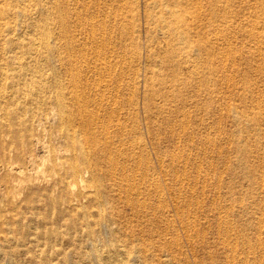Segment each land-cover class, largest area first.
<instances>
[{
    "label": "rangeland",
    "instance_id": "374dc122",
    "mask_svg": "<svg viewBox=\"0 0 264 264\" xmlns=\"http://www.w3.org/2000/svg\"><path fill=\"white\" fill-rule=\"evenodd\" d=\"M160 1L184 18L186 39L150 31ZM45 32L51 48L31 53ZM69 72L83 92L119 94L122 128H109L138 167L131 200L108 180L70 204L80 183H53V173L49 183L15 182L22 143L59 145L50 96L61 89L70 101ZM107 217L140 254L128 264H264V0H0V264L9 253L15 264H43L32 257L72 247L75 264H94L91 241L106 243L88 231Z\"/></svg>",
    "mask_w": 264,
    "mask_h": 264
},
{
    "label": "bare ground",
    "instance_id": "6f19581e",
    "mask_svg": "<svg viewBox=\"0 0 264 264\" xmlns=\"http://www.w3.org/2000/svg\"><path fill=\"white\" fill-rule=\"evenodd\" d=\"M157 4L160 7L161 15H160V18L156 22H154L156 23L155 26L150 28V31L155 33V37L157 38V40L159 38V39H163L164 41L174 42L177 40L182 41L186 39V36H184L185 32L180 30V23L184 22V18L180 14L177 13L178 11L174 9L173 10L168 9L164 1H160V3H157ZM89 25H91V22ZM39 28L41 27L39 26ZM44 34H45V37H41L42 39L37 41L36 43L34 42L33 44L34 47L31 53L35 54L38 50H44V49L49 50L51 48V45H50L51 37L48 35L47 32H45ZM101 36L103 35L101 34ZM185 48L186 47L181 48L179 52L177 51V54H179L180 52L181 54L186 53ZM98 52H99L98 55L100 56V60L103 66L99 68L96 67L97 69H95V73L97 71L98 72L96 73L97 75L99 74V72L101 75H103L107 73L108 67H105L106 58L104 57L103 54H101V51H98ZM177 54L173 52V55H177ZM206 55L208 56V54ZM81 59H82V56H81ZM18 64H19L18 71H17L18 75L16 76H25L26 73L25 71H23L24 65L21 63H18ZM99 66H100V63H99ZM112 66L113 65H111V67ZM113 69L114 68L110 70L111 73ZM12 71H14V69H12ZM77 74H78V71H77ZM69 77H70L69 83L70 85L74 86V90H75V93L71 95L70 97V101L65 98V95L63 94L61 89H55L53 91V95L50 96V98L54 99L56 104L59 106V125H58V130H57L58 133L56 134V137L54 138V141L57 140L59 145H51L47 148L44 145V143H41L39 139H36L35 141L34 140L31 141L30 144L32 145L30 148L28 149L24 148L21 150L23 143L21 145V142H20L21 147L19 149L20 150L19 155L22 158V163L20 165H17L18 167L16 166L11 167V170L14 171V173L18 177L16 178L15 182H19V183H38V182L45 183L46 182V183H49L51 182V178H52L51 173H53L58 178V179L56 178L53 183L63 182V183H68L69 186H74L75 184L80 183L81 184L80 191L76 190L78 192L74 193V191L72 190L71 196H70L71 193L69 195L66 194V196H69L68 203L70 204V202L72 201H75V200L78 201L79 199L87 198V196L89 197L91 195L90 193L92 192V190L95 191L96 195L97 194L99 195L100 188L103 187L106 181L108 180V181H112L113 182L112 184L115 187L116 185L118 186L119 189L117 188V190H119L120 192L121 190H123L124 193L126 194L125 197L131 200L132 194L136 190H138L139 192V187H137L136 183L133 182L134 181L133 176L136 175V173L138 172L136 171L138 167L134 168L130 166L131 156H130V153L128 152L127 147L125 146L126 144H123L122 142L123 140H120V143L118 145H115L114 143L115 136L112 135V133L110 132V128H109L115 121H117V125L120 127V129L122 128V123L120 121V115H121L122 110H120V101L118 100L119 94H114V95L112 94L113 97L110 99V98H107V96H105L103 93H101L100 89L93 88L94 90L90 89V91L83 92L81 90L82 85L78 83V79L75 78V76L73 75V72H69ZM57 80L58 78H56V80L54 81L55 84L58 83ZM101 81H103V79ZM116 86L119 87V83H116L115 87ZM83 90H85V88ZM40 115L42 116V114ZM52 115L53 114H51V116ZM55 115L52 117H56ZM105 117H107V121H108V122L105 121V123H108V125L103 126V119H105ZM43 119H45V117ZM46 120H49V119L47 118ZM99 122H101L102 127L98 125ZM33 142H35L34 144L35 146L33 145ZM44 149H46V152H48V154L47 156H42L41 157L42 160L39 163L38 158H37L38 151L44 150ZM120 155H122V159H120ZM138 161H139V158H138ZM146 162H148V158L145 161V163ZM11 165H14V164H11ZM28 169L33 172L35 171L34 174L27 173ZM42 172L43 173L47 172L49 174L47 175V177H44L45 174L44 176L40 177V173ZM153 180L155 181L154 178ZM138 183H139V180H138ZM142 202L144 203L145 200ZM80 206L82 207V205ZM83 214L82 216L84 217L85 215ZM86 219H84V221ZM64 222L65 220H63V223ZM112 224H113L112 219L107 217L101 223H99L98 229H96L95 231L94 230L88 231V235L92 234L93 237H95V235L98 234L97 236L99 237V239H101L102 241H104V243H106L105 245L106 247L103 246L102 248L100 247L98 239H93L92 241L90 240L91 247L87 255L88 259L92 260L94 264H113V262H117L115 264H128L127 262L129 263L137 262L138 259L140 258V254H137L138 250L136 249V247L133 249L132 252H130L132 249L130 251L127 250L126 243L128 242L122 243L120 240H117L116 233H114L113 231L114 229L112 230V227H111ZM86 227L87 226L85 225V228ZM54 231H55L54 235L56 236V239H58L59 231L58 229ZM47 234L50 237H52L53 233L51 230H49L48 232H46L45 235ZM101 235H104V236H101ZM68 242L73 244V239L70 237L68 239ZM129 245L132 246V244L130 243ZM104 247L106 248V250H103ZM73 248L74 247H72L71 249H68V251H64V250L62 251L61 249H56L52 253H47V251L42 250V252L39 255V258L35 259V256H33L32 260H35L36 262H40L43 264H54L53 263L54 260H51L50 258L52 255L56 254V256H58L57 264H75L77 262V259H76L77 252L75 253V250H73ZM4 254L8 255L6 253ZM7 260L9 261L6 264H15L12 261V257L10 253H9V258H7Z\"/></svg>",
    "mask_w": 264,
    "mask_h": 264
}]
</instances>
